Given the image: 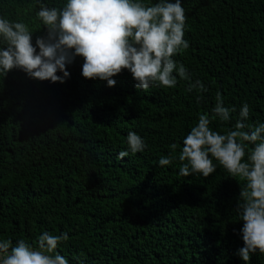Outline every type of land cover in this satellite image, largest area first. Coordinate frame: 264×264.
Returning a JSON list of instances; mask_svg holds the SVG:
<instances>
[{"label":"trees","instance_id":"1","mask_svg":"<svg viewBox=\"0 0 264 264\" xmlns=\"http://www.w3.org/2000/svg\"><path fill=\"white\" fill-rule=\"evenodd\" d=\"M41 3L66 0H0V17L28 24L33 46L47 34L35 19ZM181 4L189 48L174 60L206 92L187 91L179 77L173 89L137 90L127 70L108 87L83 78L81 57L66 66L63 84L20 70L0 75V240L36 246L44 231L67 233L57 251L69 264H244L235 210L243 182L219 165L207 178L182 177L178 155L217 92L236 111L213 120V130L232 127L245 103L246 123H264V0ZM129 132L147 147L118 159ZM170 152L177 159L160 167ZM249 264H264V255Z\"/></svg>","mask_w":264,"mask_h":264},{"label":"clouds","instance_id":"2","mask_svg":"<svg viewBox=\"0 0 264 264\" xmlns=\"http://www.w3.org/2000/svg\"><path fill=\"white\" fill-rule=\"evenodd\" d=\"M35 19L47 34L37 37L33 46L28 24L0 17L3 77L20 70L31 79L63 84L70 76L66 66L81 57L83 78L106 81L108 87L115 86L113 77L127 70L137 90L153 86L173 89L179 77L188 82L187 91H207L200 80L192 82L188 69L174 60L189 48L184 39L187 16L181 0H159L155 4L142 0H66L60 7L41 3ZM215 100L212 114H200L183 139L179 175L207 178L219 165L231 178L243 182L235 209L243 223L240 232L244 246L238 255L249 264L253 254L264 255V123L251 127L246 123L250 109L245 103L232 127L223 133L215 131L210 127L213 120L228 122L236 111L225 107L220 92ZM126 141L128 150L120 151L118 159L142 153L147 147L135 132H129ZM170 149L175 152L177 144ZM172 152L159 158L160 167L177 159ZM68 239L67 233L44 231L36 246L23 240L15 246L11 240H0V264H69L57 251Z\"/></svg>","mask_w":264,"mask_h":264}]
</instances>
